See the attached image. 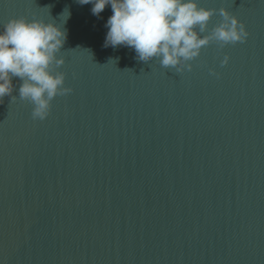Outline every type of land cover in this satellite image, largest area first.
Returning a JSON list of instances; mask_svg holds the SVG:
<instances>
[{"label":"water","instance_id":"1","mask_svg":"<svg viewBox=\"0 0 264 264\" xmlns=\"http://www.w3.org/2000/svg\"><path fill=\"white\" fill-rule=\"evenodd\" d=\"M199 2L249 36L177 73L104 47L110 6L0 0V29L70 10L72 89L43 120L19 78L0 102V264H264V0Z\"/></svg>","mask_w":264,"mask_h":264},{"label":"clouds","instance_id":"2","mask_svg":"<svg viewBox=\"0 0 264 264\" xmlns=\"http://www.w3.org/2000/svg\"><path fill=\"white\" fill-rule=\"evenodd\" d=\"M77 2L91 4L95 16L106 6L111 7L112 14L105 24L108 31L104 47L127 46L134 49L138 60L155 59L162 67L175 69L177 73L192 68L190 61L200 55L202 46L215 42L223 48L244 42L249 36L246 25L228 8H208L199 0ZM217 11L221 20L209 30V21ZM60 15L62 23L50 14V19L13 17L0 29V102L11 96L15 87L13 78H19L22 83L18 98L33 105V119H45L52 100L72 91L65 85V73L57 70L64 64V57L58 53L67 41L64 25L71 13L65 8ZM228 60L225 55L221 64Z\"/></svg>","mask_w":264,"mask_h":264}]
</instances>
